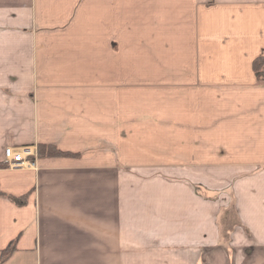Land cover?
<instances>
[{"label": "crops", "instance_id": "crops-1", "mask_svg": "<svg viewBox=\"0 0 264 264\" xmlns=\"http://www.w3.org/2000/svg\"><path fill=\"white\" fill-rule=\"evenodd\" d=\"M258 55L264 0H0V264H264Z\"/></svg>", "mask_w": 264, "mask_h": 264}, {"label": "trees", "instance_id": "trees-1", "mask_svg": "<svg viewBox=\"0 0 264 264\" xmlns=\"http://www.w3.org/2000/svg\"><path fill=\"white\" fill-rule=\"evenodd\" d=\"M253 65H254L257 77L260 80H264V55L256 56L253 60ZM39 153L41 154H69L70 152L61 150L53 144L41 143L39 145ZM6 164L7 163L5 161L0 162V166L6 165ZM3 193L4 191L0 189V194H3ZM14 247H15V244L13 242L9 244L5 249L2 250V254L0 256V262L12 252Z\"/></svg>", "mask_w": 264, "mask_h": 264}, {"label": "built area", "instance_id": "built-area-1", "mask_svg": "<svg viewBox=\"0 0 264 264\" xmlns=\"http://www.w3.org/2000/svg\"><path fill=\"white\" fill-rule=\"evenodd\" d=\"M33 155H35V151L30 145L21 147L7 145L4 149L5 162L10 166H18L23 163L35 165V159L32 157Z\"/></svg>", "mask_w": 264, "mask_h": 264}, {"label": "rangeland", "instance_id": "rangeland-1", "mask_svg": "<svg viewBox=\"0 0 264 264\" xmlns=\"http://www.w3.org/2000/svg\"><path fill=\"white\" fill-rule=\"evenodd\" d=\"M172 175V174H171Z\"/></svg>", "mask_w": 264, "mask_h": 264}]
</instances>
